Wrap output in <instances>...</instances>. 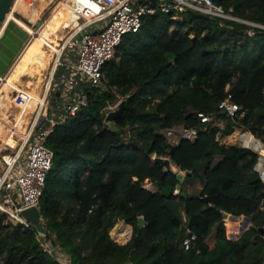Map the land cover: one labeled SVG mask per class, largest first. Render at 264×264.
I'll return each mask as SVG.
<instances>
[{
    "label": "trees",
    "instance_id": "1",
    "mask_svg": "<svg viewBox=\"0 0 264 264\" xmlns=\"http://www.w3.org/2000/svg\"><path fill=\"white\" fill-rule=\"evenodd\" d=\"M212 1L242 22L192 10L181 21L144 16L104 66L103 86L85 89L87 106L46 137L54 160L40 210L46 240L71 264H263L259 156L222 140L245 128L264 143V0ZM229 94L241 108L235 118L220 108ZM119 99L127 107L109 129ZM178 129L197 139L173 146L167 134ZM228 215L251 219L237 241ZM119 222L133 230L126 244L110 234ZM189 233L197 239L185 250ZM0 264L60 263L34 227L0 213Z\"/></svg>",
    "mask_w": 264,
    "mask_h": 264
},
{
    "label": "built area",
    "instance_id": "2",
    "mask_svg": "<svg viewBox=\"0 0 264 264\" xmlns=\"http://www.w3.org/2000/svg\"><path fill=\"white\" fill-rule=\"evenodd\" d=\"M171 1L169 4H156L153 6L151 0H63V3L66 2L74 8L76 17L72 25L75 28L76 35L69 41H65L62 47L63 53L67 48L78 52L77 62L73 67L72 74L63 78L62 86L56 85L57 90L62 88L58 102L59 107L63 106L64 115L58 121L50 108L53 96H44L42 101L37 104L39 107L38 112L43 109L44 117H40L41 119L37 123L34 119L31 126L29 124L26 128V137H19L21 139L20 149H23L25 156L23 157V154H20L19 149L14 154L2 157V166L0 167V213L7 216L8 222L15 225L20 224L26 228L33 227L22 216V213L32 208L40 209V201L47 176L53 167L54 160V153L45 145L46 137L52 132L55 125L64 123L87 106L88 96L85 89L103 86L104 66L114 58L116 49L126 35L136 34L140 31L144 16L153 15L158 11L163 13L175 12L172 20L181 21V14L187 10H192L210 17L242 22L233 15V10L226 11L212 0ZM46 17L47 15L41 16L37 22L28 26L33 31H37L34 26L38 22L46 20ZM28 33L30 34L29 31ZM63 53L58 54L60 57L56 60V68L64 66L61 59ZM13 93L15 94L14 103L19 111L31 101L30 97L24 93ZM220 108L232 118H235L241 110L240 106L233 102L230 94L221 103ZM200 117L203 123L211 120L209 116L200 115ZM46 122H50L51 127L38 136ZM167 135L173 146H178L183 140L194 142L197 139V132L192 130L178 129L168 132ZM14 137L18 138L16 135H13ZM227 138H229V141L225 144L250 149L258 154L256 171L264 181V143L245 128L236 129ZM143 186L148 191H155L150 179H146ZM228 221L237 224L233 236L228 234L229 239L233 241L239 240L251 227V223H247L244 216L235 218L228 215L224 220L226 228ZM128 228L130 229V227ZM122 230L118 231V236ZM132 235L131 230L127 242L131 240ZM46 237L39 235V241L44 250L60 264H71L69 257L60 248L47 241ZM196 239V235L189 233L182 243L185 250H189ZM114 241L121 243L115 238Z\"/></svg>",
    "mask_w": 264,
    "mask_h": 264
},
{
    "label": "bare ground",
    "instance_id": "3",
    "mask_svg": "<svg viewBox=\"0 0 264 264\" xmlns=\"http://www.w3.org/2000/svg\"><path fill=\"white\" fill-rule=\"evenodd\" d=\"M44 2L45 1H42V5L39 9H34V11L32 12V15L30 16L31 19L29 18L31 20V23H35L41 18L46 8V3ZM26 4L27 6H31L29 0H16L14 3V7L12 9L13 11L9 13L7 20L10 19L16 20L17 23L26 32L28 31L30 32V34L28 33L30 35V39L27 45L24 47L23 51L20 53L18 59L14 63L9 74L4 79H0L1 80L0 97L1 95L4 96L5 94H7V92L5 91L6 87L14 79H16V80H20V82L23 83L24 86V88H21L19 93H24L27 96H29L31 99V101L27 103V105H25V107L23 108L24 110L22 114L25 115L26 118L25 121L22 122L20 121V124H22V126L18 125L16 128H14L17 134L20 136V138L26 137L25 126L28 125V121H27L28 115L32 114L38 102L42 101V96H41L42 90L40 85L43 83L44 71L47 70L52 60L53 54L58 52L57 49L58 44L54 39L58 37L59 33H63L64 31L61 30V27L56 19H60V18L63 19L68 24L69 28H71L74 21L76 20L74 14L75 13L74 8L70 7L69 4L66 2L63 3L62 0L57 4V8L54 11V13L51 15L50 19L44 20L41 27L37 29V31H33V29L29 27L27 24H25L19 19L14 18V12H18V10L20 12L21 11L23 12ZM39 43L41 44L39 45ZM36 57H38L43 63L40 62L39 59H37ZM25 77L29 78L26 82H24L23 80ZM49 80H51V78ZM34 93L35 94L37 93V96L32 95ZM11 102L14 103L13 100H11ZM1 115L2 114L0 113V132L3 133V127L6 126L7 122L4 120L3 117H1ZM236 227L237 224L235 222L228 221L227 228H228L229 236H233V234L236 231ZM121 229L123 230L121 231V234L118 236L117 235L119 233L118 231ZM130 232L131 230L127 226H125L123 222H121L111 230L110 234L115 239L119 240L121 243H126L130 236Z\"/></svg>",
    "mask_w": 264,
    "mask_h": 264
},
{
    "label": "water",
    "instance_id": "4",
    "mask_svg": "<svg viewBox=\"0 0 264 264\" xmlns=\"http://www.w3.org/2000/svg\"><path fill=\"white\" fill-rule=\"evenodd\" d=\"M16 0H0V79H4L11 71L14 63L18 59L20 53L28 43L30 35L26 32L14 19L7 20L9 13H11ZM155 2V0H151ZM54 9V8H53ZM14 18L19 19L27 25H32L30 21L24 18L20 13L14 12ZM43 20L38 22L34 28L39 29ZM80 39V37H79ZM1 83V80H0ZM61 94L57 92L51 98L52 105L60 106L59 98ZM127 107V101H122L115 110L109 112L105 119V126L109 129L112 125L123 115ZM51 127L50 122H46L45 126L40 130L38 136L48 131ZM157 162L162 164L168 171H174L171 160L168 158H159ZM22 216L27 222L31 223L40 236H47V229L42 219V213L39 208H32L22 213ZM238 218V217H235ZM247 223H251L250 218H246ZM263 233V230H261Z\"/></svg>",
    "mask_w": 264,
    "mask_h": 264
},
{
    "label": "crops",
    "instance_id": "5",
    "mask_svg": "<svg viewBox=\"0 0 264 264\" xmlns=\"http://www.w3.org/2000/svg\"><path fill=\"white\" fill-rule=\"evenodd\" d=\"M74 31H75V28L73 26H71V28L66 29L63 33H59L58 37L54 39L56 41V43L58 44L57 45V49H58L59 52H56V53L53 54L52 60H51V62L49 64L47 70L44 71L43 83L40 85V87L42 88V91H41L42 92V94H41L42 98L44 97V95L45 96L49 95L51 97L52 96L54 97L57 92H60L62 90V88L57 90L56 85L62 86L63 82H64L63 78L65 76H70L72 74V72H73V67L75 66V64L77 62L78 52H77V50H71V49L67 48L64 51V53H63V48L62 47H63L65 41H67V40L69 41L70 39H72L76 35V32H74ZM61 52L63 53L61 59H62V62L64 63V66L56 68V60L60 57V56H58V54L61 53ZM67 54H69V55H67ZM39 61L41 62V60H39ZM51 72H53V73H51ZM50 78H51V80H49ZM46 84H47V86H46ZM43 87H44V89H43ZM21 88H24L23 83H21L20 80H16V79H14L6 87L5 91L7 92V94H5L4 96L1 95V97H0V113L1 114H3L5 111L8 112L10 107L12 106V102L8 101L9 99H11L9 94L12 93V92H19L21 90ZM57 107L58 106H56V105L55 106L52 105L50 107L51 108V112H52V108H57ZM38 109H39V107L36 105V108L34 110L35 112L30 114V116L28 118V120L29 119L30 120L28 121L27 127L29 126V124L31 126L34 118H35V121L37 123L39 119L44 117L43 109L40 110L41 112L40 111L38 112ZM36 113H37V116L39 118L36 116ZM1 116L4 118L6 115L4 116V114H3ZM31 116H32V118H31ZM4 119L6 121V118H4ZM6 126L4 127V129L5 128H9V134L11 133V131L16 133V130H14V129L11 130V126L10 125L6 124ZM0 135H5V137L8 136L7 133H4V130H3V133L0 132ZM4 139L7 140L8 138H4ZM227 141H229V138L223 139L222 143L225 144V142H227ZM8 145H9L8 143L5 144L3 142H2V144H0V158H1L0 167L2 166V157L4 156V154H1V153H3V151H7L8 149H11L10 150L11 152L9 154H14V153L18 152V150L21 147V143L20 142L16 144L15 148H11ZM20 154H23L22 155L23 157L25 156V153H23V149L22 148L20 149ZM200 189H201V187H197L195 190H200ZM112 238L114 240L113 236H112Z\"/></svg>",
    "mask_w": 264,
    "mask_h": 264
},
{
    "label": "rangeland",
    "instance_id": "6",
    "mask_svg": "<svg viewBox=\"0 0 264 264\" xmlns=\"http://www.w3.org/2000/svg\"><path fill=\"white\" fill-rule=\"evenodd\" d=\"M42 1H45L44 3H46V8H45V10H44V12H43V14H42V16H44V15H47V19H50V17H51V15L54 13V11L56 10V8H57V4L60 2V1H62V0H29V2L31 3V6H27V4L25 5V8H24V11L22 12H20L19 10H18V12L24 17V18H27V19H29L30 18V16L32 15V12L34 11V9H39L40 7H41V5H42ZM172 1L171 0H158V4L159 5H162V4H169V3H171ZM54 8V9H53ZM31 19V18H30ZM29 19V20H30ZM57 21H58V24L60 25V27H61V30L62 31H65L66 29H68L69 28V26H68V24L63 20V19H56ZM31 21V20H30ZM36 44V43H35ZM41 43H39V45H40ZM39 45H38V47H39ZM72 52V51H71ZM70 52V53H71ZM67 55H69V54H67ZM37 59H39L38 57H36ZM40 60V59H39ZM42 62V61H41ZM43 63V62H42ZM29 78L28 77H25L23 80H24V82H26L27 80H28ZM43 89H44V87H43ZM41 90H42V88H41ZM40 94V93H39ZM10 95V97L12 98V99H9L8 101L10 102L11 100H15V94L12 92V93H10L9 94ZM32 95H34V96H37V93L35 94H32ZM122 102V99H119V101H118V103H117V105H115V106H112V107H110L109 108V110H110V112L111 111H113V110H115L116 109V107L120 104ZM24 110V109H23ZM23 110H20L19 111V109L16 107V105H15V103H12V106L10 107V109H9V111L8 112H4L3 114H4V118H6V122H7V124L8 125H10L11 126V130L12 129H14V128H16L18 125H20V126H22V124H20V121L22 122V121H25V115L24 114H22V112H23ZM35 112V111H34ZM33 112V113H34ZM7 113V114H6ZM52 113L55 115V117H56V119L58 120V121H60V119L62 118V116L64 115V109H63V106H61V107H57V108H52ZM2 114V115H3ZM29 116H30V114L28 115V117H27V121H29L28 120V118H29ZM2 117V116H1ZM32 117V116H31ZM5 120V119H4ZM5 127V126H4ZM4 127H3V130H4V133H7V135L8 136H6L5 137V135H0V144H2V142L3 143H5V144H9L8 146L9 147H11V148H15V146H16V144L17 143H19L20 142V136L17 134V132L15 133V132H12L11 131V133L9 134V128H5L4 129ZM7 127V126H6ZM27 127V125L25 126V128ZM15 130V129H14ZM13 135H16V136H18V138H16V137H14L13 138ZM4 138H8L7 140H5ZM4 145V144H3ZM11 149H8L7 151H3V153H1V154H4V155H8L11 151H10ZM0 160H1V158H0ZM174 170L176 171V168H174ZM119 223H121V222H119ZM118 223V224H119ZM124 223V222H123ZM118 224H116V226L118 225ZM124 225L125 226H127V227H130L129 225H127V224H125L124 223ZM115 226V227H116ZM130 229L132 230V228L130 227ZM133 231V230H132ZM133 233V232H132ZM227 233L229 234V232H228V230H227ZM112 236V235H111ZM127 243V242H126ZM126 243H120V244H126Z\"/></svg>",
    "mask_w": 264,
    "mask_h": 264
}]
</instances>
